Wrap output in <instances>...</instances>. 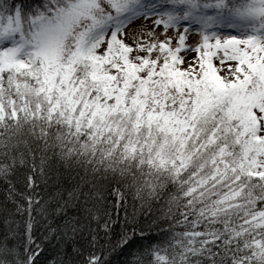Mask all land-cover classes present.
Segmentation results:
<instances>
[{"label": "snow or ice", "instance_id": "6c2138e0", "mask_svg": "<svg viewBox=\"0 0 264 264\" xmlns=\"http://www.w3.org/2000/svg\"><path fill=\"white\" fill-rule=\"evenodd\" d=\"M0 183V264H264V0H0Z\"/></svg>", "mask_w": 264, "mask_h": 264}, {"label": "trees", "instance_id": "16d2710c", "mask_svg": "<svg viewBox=\"0 0 264 264\" xmlns=\"http://www.w3.org/2000/svg\"><path fill=\"white\" fill-rule=\"evenodd\" d=\"M5 187L6 186L4 184L0 183V201H3V199H4V196H5ZM131 210H132V200H131V198H129V212H131ZM145 212H148V210L147 209H144L136 217V219L141 224H143L146 220L150 224L152 222V219H156L158 228L159 229H163L164 228V225L162 223H160V221L163 220L162 205L161 204H155L153 206L151 212H148V215L147 216L144 214ZM149 217H151V219ZM120 218H121V220L124 219V212H123V210H121ZM119 227H120V225L117 224L116 225V229L119 230ZM158 228L154 227L151 230H148L147 228H145V233H146V235L148 237V240L147 241H141L140 243L141 244H144V243H147V242H150V241H155L157 239H163L162 236L158 235ZM111 258L114 261L117 259V257L115 255H113ZM124 258H125L124 256H121L119 259L120 260H123Z\"/></svg>", "mask_w": 264, "mask_h": 264}, {"label": "rangeland", "instance_id": "374dc122", "mask_svg": "<svg viewBox=\"0 0 264 264\" xmlns=\"http://www.w3.org/2000/svg\"><path fill=\"white\" fill-rule=\"evenodd\" d=\"M195 39V37L194 36H192V35H190L189 36V43H191L193 40ZM191 55H194V53H189V56H191Z\"/></svg>", "mask_w": 264, "mask_h": 264}]
</instances>
